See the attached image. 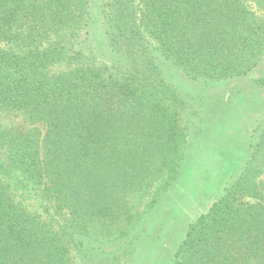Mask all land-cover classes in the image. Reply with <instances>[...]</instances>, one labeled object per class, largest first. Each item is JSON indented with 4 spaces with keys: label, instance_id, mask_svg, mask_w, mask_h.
Returning a JSON list of instances; mask_svg holds the SVG:
<instances>
[{
    "label": "trees",
    "instance_id": "obj_1",
    "mask_svg": "<svg viewBox=\"0 0 264 264\" xmlns=\"http://www.w3.org/2000/svg\"><path fill=\"white\" fill-rule=\"evenodd\" d=\"M254 5L264 0H0V111L17 116L0 123V264H129L134 240L118 245L141 222L135 209L149 194L144 211L154 206L186 157L190 103L165 70L254 75ZM93 22L125 61L101 58ZM244 151L167 264H264V120Z\"/></svg>",
    "mask_w": 264,
    "mask_h": 264
},
{
    "label": "rangeland",
    "instance_id": "obj_2",
    "mask_svg": "<svg viewBox=\"0 0 264 264\" xmlns=\"http://www.w3.org/2000/svg\"><path fill=\"white\" fill-rule=\"evenodd\" d=\"M253 9L264 16V8L254 5ZM99 12L100 5L95 3V18L99 17ZM92 29L93 44L101 58L125 61L108 47L100 24L93 22ZM165 73L190 103V112L182 116L188 135L184 148L186 157L179 179L158 197L154 206L144 211L152 197L149 194L135 209L136 214L141 215V222L118 245L134 240V251L126 256L129 264H167L189 222L211 205L225 185L234 181L237 171L245 164L240 162L236 170L234 161L240 159V152H245L249 142L256 141L264 120V83L258 82L264 77V62L254 75L218 82L193 80L174 68H166ZM13 120H17L16 115L0 111L2 125ZM262 167L257 180L261 181L264 191V164ZM8 181L13 186L17 183L12 178ZM22 193L18 191V199H24ZM29 195L23 200L24 204L42 212L39 198L33 192ZM245 200L255 201L250 197Z\"/></svg>",
    "mask_w": 264,
    "mask_h": 264
}]
</instances>
